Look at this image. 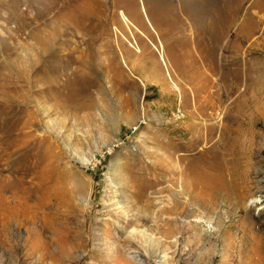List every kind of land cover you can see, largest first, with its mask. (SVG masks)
<instances>
[{
    "label": "rangeland",
    "instance_id": "1",
    "mask_svg": "<svg viewBox=\"0 0 264 264\" xmlns=\"http://www.w3.org/2000/svg\"><path fill=\"white\" fill-rule=\"evenodd\" d=\"M263 195L264 0H0V264H264Z\"/></svg>",
    "mask_w": 264,
    "mask_h": 264
},
{
    "label": "bare ground",
    "instance_id": "2",
    "mask_svg": "<svg viewBox=\"0 0 264 264\" xmlns=\"http://www.w3.org/2000/svg\"><path fill=\"white\" fill-rule=\"evenodd\" d=\"M174 164H176V163H174ZM214 180V179H213ZM263 197H264V195H263ZM258 199H253V200H251V201H257Z\"/></svg>",
    "mask_w": 264,
    "mask_h": 264
}]
</instances>
